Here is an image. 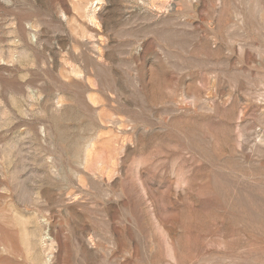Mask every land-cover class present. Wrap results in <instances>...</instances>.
Masks as SVG:
<instances>
[{
	"label": "rangeland",
	"instance_id": "obj_1",
	"mask_svg": "<svg viewBox=\"0 0 264 264\" xmlns=\"http://www.w3.org/2000/svg\"><path fill=\"white\" fill-rule=\"evenodd\" d=\"M0 264H264V0H0Z\"/></svg>",
	"mask_w": 264,
	"mask_h": 264
}]
</instances>
